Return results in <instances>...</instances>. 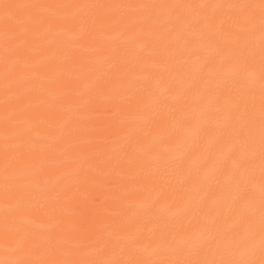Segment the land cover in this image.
Here are the masks:
<instances>
[{
	"label": "bare ground",
	"instance_id": "1",
	"mask_svg": "<svg viewBox=\"0 0 264 264\" xmlns=\"http://www.w3.org/2000/svg\"><path fill=\"white\" fill-rule=\"evenodd\" d=\"M12 2L227 5L260 0ZM217 18L226 19L220 14ZM143 28L128 44L125 39L131 32L121 35L108 29L97 36L85 29L67 50L45 45L37 54L15 57L38 65L26 86L31 89L26 99L29 113L42 121L36 131L47 137L41 143L42 155L48 159L40 166L42 171L25 168L41 154L22 150L15 165L21 168V181H39L32 189L33 198L24 205L22 219L48 241L45 247L67 252L70 246L65 241L75 246L113 231L122 240L138 236L140 244L151 247H167L173 236L176 242L210 239L213 246L218 240L227 245L246 223L238 211L246 203L238 198L241 178L259 203V158L246 171L242 162L250 159L249 149L243 137L228 134L245 125L247 112L254 110L258 142V46L256 62L248 69L256 74V81L249 84L242 69L248 49L242 40L236 43L237 29L226 26L212 32L197 18V10L186 8L159 10ZM16 43L28 49L33 41ZM2 68L0 59V221L5 206ZM85 85L89 94L77 99L87 100V107L73 121L72 134L65 136L64 122L73 115L68 110L69 88L74 93ZM161 216L167 217V226ZM178 224L179 230L173 231ZM3 243L0 224V249ZM96 247L83 251L92 258L110 256H97ZM153 258L176 257L168 252Z\"/></svg>",
	"mask_w": 264,
	"mask_h": 264
},
{
	"label": "snow or ice",
	"instance_id": "2",
	"mask_svg": "<svg viewBox=\"0 0 264 264\" xmlns=\"http://www.w3.org/2000/svg\"><path fill=\"white\" fill-rule=\"evenodd\" d=\"M185 8L197 10V18L212 32L226 26L238 30L236 43L242 40L248 49L242 69L243 78L249 84L256 81V74L248 69L256 62L258 46L261 91L258 142L254 110L247 112L245 125L234 127L228 133L243 137L242 142L249 149L250 159L242 162L246 171L254 167L257 156L260 161L262 180L258 205L255 203V192L250 189L248 182L241 178L243 187L238 198L246 199V203L238 209L246 221L243 232L235 234L227 245L218 240L214 246L210 239L176 242L173 236L167 247H151L147 243L140 244L138 236L133 235L122 240L118 233L113 231L107 237L102 233L97 234L75 246L70 240L65 241L70 246L67 252L58 251L54 246L45 247L48 241L22 219L25 214L24 205L33 198L32 189L39 186V181L35 184L21 181L18 178L21 168L15 165L23 156L22 150L41 154L40 159L24 165L25 168L42 171L40 166L48 159L42 155L45 145L41 143L47 137H41L36 131L42 121L29 113L28 108L31 105L26 99V93L31 90L26 86L30 78H35L36 73L32 70L38 65L28 60L21 63L15 57L37 54L45 45H55L57 49L67 50L85 29L95 32L97 36H102L108 29L117 30L121 35L131 32V36L125 39V44H128L144 32L143 25L159 10ZM136 13L139 15H135ZM217 14L226 19H218ZM21 39L31 40L33 43L28 49H22L16 43ZM0 43L3 52L0 59L3 64L5 200L0 221L4 239L0 249V264H264V0H260L258 4L227 5L34 4L0 0ZM217 44L223 46L221 41H217ZM103 45L104 41L101 40V46ZM127 51L134 52V49L128 48ZM94 67L93 65L90 70H94ZM88 94L89 88L86 85L74 93L69 88L68 110L73 115L65 120L63 128L67 131L62 132L63 135L70 136L75 130L73 121L80 118L77 114L88 104L87 100L80 101L77 98ZM160 220L167 226V217L161 216ZM180 227L179 224L174 225L173 231L179 230ZM91 246H97V256L103 253H110V256L92 258L89 253L83 251ZM168 252L173 253L176 258H153Z\"/></svg>",
	"mask_w": 264,
	"mask_h": 264
}]
</instances>
